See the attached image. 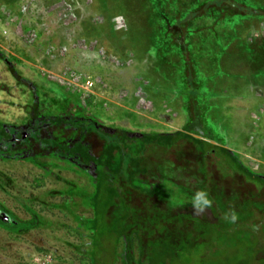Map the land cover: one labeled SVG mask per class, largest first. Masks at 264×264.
I'll return each instance as SVG.
<instances>
[{"label": "rangeland", "instance_id": "rangeland-1", "mask_svg": "<svg viewBox=\"0 0 264 264\" xmlns=\"http://www.w3.org/2000/svg\"><path fill=\"white\" fill-rule=\"evenodd\" d=\"M244 1L264 5V0ZM103 2L0 0V52L22 78L35 85L44 115L74 113L131 134L182 132L190 115L182 96L180 60L159 56L162 49L156 41L162 34L161 21L149 20V45L135 42L133 38L141 37V32H129L128 28H134L133 23L141 26V21L135 15L121 14L110 1ZM179 3L184 7L185 0ZM141 7H145L144 0L137 2L136 10ZM235 24L238 21L231 26ZM260 40L264 41V17L243 23L219 65L212 68L207 60L200 65L196 94L200 114L219 144L207 142L231 151L245 169L264 177V77L250 76L244 54L251 46L255 49ZM88 76L96 81L91 89L83 85ZM32 98L31 91L20 85L0 60V121L11 126L25 123ZM197 148L191 141L183 142L162 163L180 185L195 188V173L184 166L196 162L197 206L185 197L170 201L171 207L176 204L172 210L176 216L162 217L156 234L148 228L151 218L146 220V235H174L170 261L165 258L161 262L237 264L245 260L247 264H264V259H257L259 252L264 254V238L258 247L261 250H253L242 231L219 235L197 221V217L209 219L215 213L212 206L205 208L209 203L204 204V197H214L217 190L213 185L217 183L218 190L237 196L233 203L238 207L264 205V191L256 197L253 187L241 188L230 181L221 188L219 177L225 174L221 163L214 158L207 169ZM155 150L150 152L153 160H160L163 151ZM207 177L209 188H202L198 183L202 180L205 184ZM92 187L79 168L60 159L0 157V221L7 223H0V264H41L46 256L50 259L47 264H90L87 254L92 249V233L82 227V221L93 218V210L84 201ZM159 220L153 219V223ZM29 221H35L36 227L13 232L16 222ZM204 227L212 230L206 232Z\"/></svg>", "mask_w": 264, "mask_h": 264}, {"label": "trees", "instance_id": "trees-1", "mask_svg": "<svg viewBox=\"0 0 264 264\" xmlns=\"http://www.w3.org/2000/svg\"><path fill=\"white\" fill-rule=\"evenodd\" d=\"M101 1H110L121 14L135 15L136 20L141 21V26L133 23L134 28H128L129 32H141V37L137 35L133 38L135 42L149 45L150 21H161L162 34L156 41L157 47L161 46L162 49V55L159 56H176L180 60L182 96L188 103L190 121L182 132L149 135L108 129L74 113L44 115L40 111L35 85L22 78L0 52V60L6 63L15 80L31 91L33 97L25 123L11 126L0 121V157L11 160L52 157L71 163L89 177L94 190L86 195L84 201L93 210V218L84 219L82 227L92 233V249L87 254L90 264H164L161 260L170 259L169 247L174 245V235H146V220L151 218V224L147 227L156 234L157 226L162 224V217L176 216L172 211L176 204L171 207L170 201L177 198L183 201L185 197L190 200V205L197 206V197L194 196L197 195L196 162L184 166L186 170L191 167L195 173L192 176L195 188L180 185L174 173L162 167L164 160H169V152L183 142L191 141L195 147L197 145L204 167L208 169L214 158L217 163H221L225 172L224 176L219 177L221 188H225L224 183L230 181L241 188L253 187L256 197L264 191V177L245 169L231 151L214 148L208 143H218V140L200 114L196 94L200 89L197 78L200 65H205L204 60L212 68L219 65L229 47L235 43L241 25L264 17V5H250L244 0H185L184 7H181L179 0H161L162 3L160 0H144L145 7L136 10L137 2L143 0ZM142 9V13L136 12ZM236 21L238 24L232 27ZM255 45V49L251 46L244 52L247 54L246 67L250 76L262 78L264 41L260 40ZM194 136L201 139H195ZM152 150L155 153L162 150L163 157L154 161V153H150ZM205 181L206 185L202 180L198 184L202 188H209L208 177ZM217 184L213 185L217 194L213 198L204 197L209 201L205 208L212 206L216 217L206 209L212 218L197 217V221L211 226L219 235L242 231L249 239V247L255 250L264 238V205L238 207L233 203L237 196L223 193L217 189ZM204 194L207 195L206 192ZM221 218L223 222H219ZM153 219L160 220L153 223ZM0 223L7 225L5 221ZM13 227H17L13 232L26 231L35 228L36 223L16 222ZM204 228L206 232L212 230ZM257 259L261 262L264 254L259 252ZM237 264L247 262L239 260Z\"/></svg>", "mask_w": 264, "mask_h": 264}, {"label": "built area", "instance_id": "built-area-1", "mask_svg": "<svg viewBox=\"0 0 264 264\" xmlns=\"http://www.w3.org/2000/svg\"><path fill=\"white\" fill-rule=\"evenodd\" d=\"M95 78L92 77V76H88V77H85V79L83 80V85L87 88V89H91L95 86ZM70 85L71 86H77V84L75 82H70ZM50 259L49 257L46 256V260L45 261H42L41 264H47L49 263Z\"/></svg>", "mask_w": 264, "mask_h": 264}, {"label": "clouds", "instance_id": "clouds-1", "mask_svg": "<svg viewBox=\"0 0 264 264\" xmlns=\"http://www.w3.org/2000/svg\"><path fill=\"white\" fill-rule=\"evenodd\" d=\"M208 203H209V201H207V200H205V201H204V204H205V205H207ZM232 219H233V220H235V219H236V217H235V216H233V217H232Z\"/></svg>", "mask_w": 264, "mask_h": 264}]
</instances>
